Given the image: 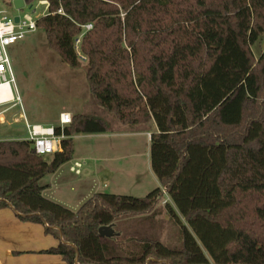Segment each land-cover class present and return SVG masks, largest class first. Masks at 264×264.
Returning <instances> with one entry per match:
<instances>
[{
    "label": "trees",
    "instance_id": "1",
    "mask_svg": "<svg viewBox=\"0 0 264 264\" xmlns=\"http://www.w3.org/2000/svg\"><path fill=\"white\" fill-rule=\"evenodd\" d=\"M48 1L38 28L64 62L85 64L97 107L126 126L155 121L160 186L96 192L76 210L47 198L41 181L73 159V136L110 131L79 112L56 127L52 155L0 140V208L43 224L59 240L46 252L68 264H264V0Z\"/></svg>",
    "mask_w": 264,
    "mask_h": 264
},
{
    "label": "rangeland",
    "instance_id": "2",
    "mask_svg": "<svg viewBox=\"0 0 264 264\" xmlns=\"http://www.w3.org/2000/svg\"><path fill=\"white\" fill-rule=\"evenodd\" d=\"M37 3L38 0H34V5ZM8 10L10 14L15 13L13 8L9 7ZM39 10L42 12L44 6ZM263 48L264 36L253 45L257 58ZM9 53L16 80L12 84L13 93L16 94L17 88L25 112L27 107L30 108V113L42 121L57 118L61 111L77 110L103 116L111 126L110 131L105 133L73 136V156L86 161L82 174L76 175L66 165L59 177L50 174L41 181L46 185L52 180L55 187L53 197L58 199L56 202L70 209L75 208L78 198L88 191L89 182L93 180V186L97 189L102 190L104 182L108 181L109 188H104L105 192L136 197H144L158 186L150 162L151 142L147 135L138 134L145 130L142 126H126L107 110L97 107L90 95L85 64L74 68L64 62L49 47L41 28L12 45ZM20 112L21 108L15 107L6 113L8 122L0 123V140L26 135L24 122H11L12 115L17 113L18 118ZM146 125V129L156 128L154 120ZM167 201L171 200L165 195L162 203Z\"/></svg>",
    "mask_w": 264,
    "mask_h": 264
},
{
    "label": "built area",
    "instance_id": "3",
    "mask_svg": "<svg viewBox=\"0 0 264 264\" xmlns=\"http://www.w3.org/2000/svg\"><path fill=\"white\" fill-rule=\"evenodd\" d=\"M44 6V10L40 12L39 8ZM50 3L48 0H38L34 5V1L24 0V5L17 8L14 0H0V123L8 120L6 113L15 107H20L21 112L16 117L15 113L11 117L12 123H18L24 120L26 125V140L31 142L35 152L39 155L48 156L58 151H62V140L64 134L56 132L55 125H44L31 123L26 116L23 106L22 97L16 88V94L13 93L12 84H15V76L9 48L24 39L28 34L37 30L38 19L49 13ZM13 8L15 13L10 14L8 8ZM61 11V10H59ZM19 17V21L15 17ZM93 27L92 23L84 26L86 30ZM80 42V37L76 39V44ZM86 59L85 57H82ZM73 115L68 111H63L59 116V126L63 128L72 122ZM84 162L76 161L70 167V170L76 174H80Z\"/></svg>",
    "mask_w": 264,
    "mask_h": 264
},
{
    "label": "crops",
    "instance_id": "4",
    "mask_svg": "<svg viewBox=\"0 0 264 264\" xmlns=\"http://www.w3.org/2000/svg\"><path fill=\"white\" fill-rule=\"evenodd\" d=\"M27 108L25 113L27 119L31 123L55 125V126L59 125V116L60 113L63 111L59 113L57 118H49L40 121L30 113V108L29 109ZM65 111L72 113V115L80 112L77 110L75 111L65 110ZM7 122L8 120L4 123ZM21 122H24V120L22 119L18 123ZM155 131H157V125L156 128L153 130L146 129L145 131L143 132L141 131L138 134H142L143 136L147 135L148 140L151 141V134ZM26 137H27V131H26V135L18 136L16 137V139L26 140ZM76 161L84 162V165L86 164L85 160H80L73 156V159L63 164L52 175L59 177L60 173L65 171L64 166L68 165L70 170V167ZM80 174H82V170ZM80 174H76V175H80ZM156 181L158 185L157 187H159L160 183L158 179ZM93 183H95L94 180L93 182H89V186L87 189L88 191L83 193L78 198L79 201L78 203H76L75 205L76 207L73 208V210H76L92 194L96 192L104 191V188H109L108 181L104 182L102 186L103 187L102 190L95 188V186H93ZM45 186L46 188L43 191V194L47 198L58 201V199H55L53 197L55 187L52 184V180L48 181ZM71 189L73 190L74 186H72ZM58 244H59V240L55 238L53 235L47 234L45 232V226L43 224L21 220L12 207L0 208V264H68L66 261L63 260V257L61 255L46 252L50 248L56 247Z\"/></svg>",
    "mask_w": 264,
    "mask_h": 264
},
{
    "label": "water",
    "instance_id": "5",
    "mask_svg": "<svg viewBox=\"0 0 264 264\" xmlns=\"http://www.w3.org/2000/svg\"><path fill=\"white\" fill-rule=\"evenodd\" d=\"M14 4L17 8H21L24 5V0H14ZM15 20L18 22L19 21V17L16 16ZM99 232L102 236H107L110 237L114 234V229L113 226L109 225V226H102L99 229Z\"/></svg>",
    "mask_w": 264,
    "mask_h": 264
}]
</instances>
